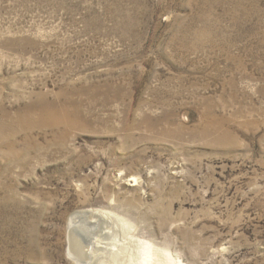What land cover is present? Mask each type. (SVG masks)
<instances>
[{
  "label": "rangeland",
  "instance_id": "374dc122",
  "mask_svg": "<svg viewBox=\"0 0 264 264\" xmlns=\"http://www.w3.org/2000/svg\"><path fill=\"white\" fill-rule=\"evenodd\" d=\"M87 224L92 264H264V0H0V264Z\"/></svg>",
  "mask_w": 264,
  "mask_h": 264
},
{
  "label": "bare ground",
  "instance_id": "6f19581e",
  "mask_svg": "<svg viewBox=\"0 0 264 264\" xmlns=\"http://www.w3.org/2000/svg\"><path fill=\"white\" fill-rule=\"evenodd\" d=\"M83 215H85V214H83ZM98 216L100 217V219H102L103 217H106L103 214H99ZM75 223H76V221H75ZM72 230H77L78 232L75 231V233L77 235L81 236L82 238L81 239L80 238L74 239V241H73L74 244H71V247L69 249V254L79 264H92L94 261V258H95V254H97V249L95 246V240L93 239V238H96V234L93 231L92 225L87 224V226H85V227H82V225H78V226L73 225ZM91 239H93L94 241ZM149 250H150V248L148 249L147 255H151ZM102 261H104V260L101 258L100 264L102 263ZM147 263H149V262H147Z\"/></svg>",
  "mask_w": 264,
  "mask_h": 264
}]
</instances>
